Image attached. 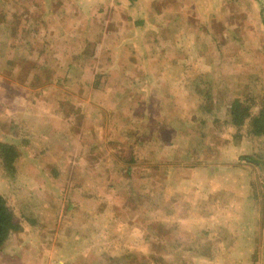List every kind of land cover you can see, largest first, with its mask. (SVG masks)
Returning a JSON list of instances; mask_svg holds the SVG:
<instances>
[{
    "label": "rangeland",
    "instance_id": "374dc122",
    "mask_svg": "<svg viewBox=\"0 0 264 264\" xmlns=\"http://www.w3.org/2000/svg\"><path fill=\"white\" fill-rule=\"evenodd\" d=\"M246 98L264 111V0H0V264H264Z\"/></svg>",
    "mask_w": 264,
    "mask_h": 264
},
{
    "label": "trees",
    "instance_id": "16d2710c",
    "mask_svg": "<svg viewBox=\"0 0 264 264\" xmlns=\"http://www.w3.org/2000/svg\"><path fill=\"white\" fill-rule=\"evenodd\" d=\"M19 61L28 64L30 60L25 57L24 59H19ZM230 105L228 115L234 127L241 128L245 126L249 131L248 135L253 137L264 136L263 110L259 111L258 114H252L247 98L241 101L240 99H234ZM17 158L18 154L15 146L0 142V163L4 169L13 173ZM19 230V222L14 218L4 197L0 195V252L9 236Z\"/></svg>",
    "mask_w": 264,
    "mask_h": 264
}]
</instances>
